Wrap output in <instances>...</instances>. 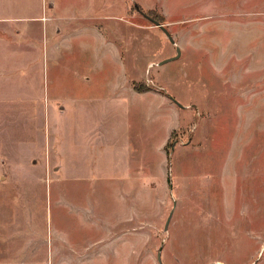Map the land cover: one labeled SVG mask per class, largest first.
I'll use <instances>...</instances> for the list:
<instances>
[{"label":"rangeland","instance_id":"1","mask_svg":"<svg viewBox=\"0 0 264 264\" xmlns=\"http://www.w3.org/2000/svg\"><path fill=\"white\" fill-rule=\"evenodd\" d=\"M7 14L37 17L0 43V264H160L162 244L164 264H264V0H0ZM121 124L127 153L108 158Z\"/></svg>","mask_w":264,"mask_h":264},{"label":"crops","instance_id":"2","mask_svg":"<svg viewBox=\"0 0 264 264\" xmlns=\"http://www.w3.org/2000/svg\"><path fill=\"white\" fill-rule=\"evenodd\" d=\"M35 17H37V16H31L30 14H21V15H14V14H9L8 15L7 14V15H0V43L2 42L1 41V37H3L5 34H7V36H8L7 38L10 39L11 38V34H9V33H11L12 31H14V32H21V31L22 32H25L26 31V28L29 29V26H27L28 24H25V22L26 21H34L33 19H35ZM38 17H40V16H38ZM16 20L17 21H20L23 24L14 25L13 23L12 24L10 23V22L16 21ZM26 35L23 34L21 36L22 38L26 37L25 40L18 41V42L13 43L14 45L16 44V49L21 48V50L18 51V52L21 53V55H24L23 52H25V53L27 52L26 48H28L29 45H30V39ZM3 38H5V37H3ZM109 41L111 43V49H112L113 55L117 59H119V62L120 63H124V57L122 55L123 48H121V45H120L119 41L117 40V42H115V40L113 41L112 39L109 40ZM32 44H34V41L32 42ZM123 71H124V68H122L121 73ZM121 73H120V71L118 72V75H119L118 78L119 79H121ZM126 79H127V85H125V87H126L125 90H127V92H128V90L130 89L131 86H132L131 88H133V91L136 90V89H138V88L135 87V85H133V84L130 83V75L127 74ZM117 86L118 87H122V89L121 88H117V91L114 94H112L111 95V98L109 99L110 100V103L112 102V105L110 103H108V104L111 105V106H113V107L114 106H117L118 108H121V110L123 112L124 104H125V100H126V98L124 99L123 96H124V94L126 95L127 93H125L124 90H123V87L124 86H119V85H117ZM47 91H49V88L48 87H47ZM139 91H143V92L153 91L154 92L155 90L146 89V90H139ZM156 92H158V91H156ZM159 93H161V92H159ZM161 94H163V93H161ZM164 96H165V100L166 101H169V102H167V104H169V106H172V103H173L172 100H169L166 97L167 95H164ZM126 97H127V100H128V96L127 95H126ZM83 100L84 99H82V97H80V102L83 101ZM98 101H100V100H98ZM98 101H97V99H95L96 107H97ZM84 102H85V100H84ZM111 111L113 112L114 109H111ZM118 113H120V111H118ZM122 116H123V114H122ZM120 119L122 120L121 114H120V117H117V119H116L117 122H119ZM111 122H112V118H111ZM110 138H112L113 140H111ZM105 141H107V140H105ZM127 145H128V137L126 136V138H124V126H123V124L118 125V128L116 129V131L111 133V135L109 137V141H107V143H106V151H105V153H106V155H108L106 157L110 158L109 155H113L115 153L119 154L120 156H123L124 154L127 153L126 150L124 151V147L127 146ZM102 153L103 152L100 150V154H102ZM99 163H100L101 166L103 165L102 164V161H99ZM107 163H108V161H106V164ZM126 163H127V166H128L129 161L127 162V160H126ZM106 164L104 163L105 166H106ZM100 165H97L96 167L98 169H101ZM60 166H61V164H59V169H60ZM115 167H117L118 169H122L124 167V160L122 159L120 162L116 163L115 164ZM126 168H128V167H126ZM127 171H129V169H127ZM130 176L131 175L129 173L126 174V177H127L128 180L130 179ZM120 185H121V183L117 184L118 187ZM122 186H123V183H122ZM129 186H130V184L128 182L126 186L121 187L122 188V192H126V197H128ZM119 189H120V187H119ZM121 195H122V201L123 200H125V201L128 200V198H126L124 194H121Z\"/></svg>","mask_w":264,"mask_h":264},{"label":"water","instance_id":"3","mask_svg":"<svg viewBox=\"0 0 264 264\" xmlns=\"http://www.w3.org/2000/svg\"><path fill=\"white\" fill-rule=\"evenodd\" d=\"M143 13H144V12H143ZM145 14H146V16H149L147 13H145ZM149 17L151 18V20H153V22H154L156 25H159L162 29L165 30V32L167 33V35L169 36V38L171 39V41H172L173 43H176V40H175L174 36H173L172 33L170 32V30L167 28V26L165 25V23H163V22H161L160 20H158V19H156V18H153V17H151V16H149ZM180 54H181V48L178 46V47H177V54H176V55L171 56V57H169V58H165V59L161 60L160 63H163V62H165V61H167V60H169V59H172V58L178 57ZM172 186H173V183L171 182V187H172ZM175 204H176V202L174 203V205H175ZM173 211H174V209L171 210V212H170V214H169V216H168V219H167V222H166L165 228H167L168 225H169V221H170V219H171V216H172V214H173ZM162 249H163V244L160 246L159 251H158V260H159L160 264H164V263H163V260H162ZM210 264H215V262H211Z\"/></svg>","mask_w":264,"mask_h":264},{"label":"trees","instance_id":"4","mask_svg":"<svg viewBox=\"0 0 264 264\" xmlns=\"http://www.w3.org/2000/svg\"><path fill=\"white\" fill-rule=\"evenodd\" d=\"M140 89V88H139ZM140 90H142V89H140Z\"/></svg>","mask_w":264,"mask_h":264}]
</instances>
